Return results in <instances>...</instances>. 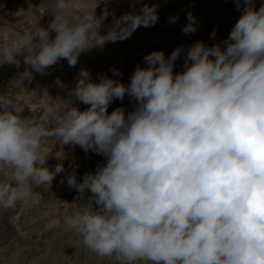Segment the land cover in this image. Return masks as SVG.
Returning a JSON list of instances; mask_svg holds the SVG:
<instances>
[{
  "label": "clouds",
  "instance_id": "9594fccd",
  "mask_svg": "<svg viewBox=\"0 0 264 264\" xmlns=\"http://www.w3.org/2000/svg\"><path fill=\"white\" fill-rule=\"evenodd\" d=\"M55 8L47 27L0 47V65L19 67L22 56L29 66L21 81L47 74L60 59L75 67L80 54L159 20L157 6L144 4L102 33L107 9L98 17L88 0H55ZM187 21L185 35L196 31L191 12ZM184 51L145 55L129 84L107 76L95 82L81 68L70 98L48 105L38 122L0 94V210L28 201L33 185L50 187L65 171L62 163L47 166L44 144L55 140L106 157L82 181L75 171L66 177L85 207L65 224L97 256L115 264H264V4L256 10L243 0L227 39L194 42L174 73ZM126 94L134 110L109 114ZM76 101L89 107L81 111Z\"/></svg>",
  "mask_w": 264,
  "mask_h": 264
},
{
  "label": "rangeland",
  "instance_id": "374dc122",
  "mask_svg": "<svg viewBox=\"0 0 264 264\" xmlns=\"http://www.w3.org/2000/svg\"><path fill=\"white\" fill-rule=\"evenodd\" d=\"M252 3L258 10L264 0H252ZM144 4L157 6L159 20L154 26H141L128 39L80 54L75 67L60 59L57 63L62 65V70L55 76L33 72L31 81H21L19 74L29 67L23 63L22 56L19 67L0 65V94L15 100L23 109L22 117L38 122L48 105L63 104V100L70 98L69 90L77 83L81 68L87 69L95 82L107 76L129 84L134 69L138 65L146 66L145 55L162 50L167 58L183 46L185 51L174 65V73H179L189 46L198 40L210 47L222 44L243 11V0L240 9L236 0H88V11L99 17L107 9L109 15L101 28L106 33L114 18L139 12ZM188 12L196 17V31L185 35L182 27L188 22ZM55 13V0H0V47L18 42L39 26L47 27ZM171 16L178 17L175 23L168 22ZM50 37L54 38L55 33L50 32ZM113 69L123 75L113 76ZM75 106L81 111L89 107L79 101ZM135 106L136 102L126 94L123 101L114 99L108 112L123 107L127 115ZM44 148L49 169L62 163L65 171L56 175L50 187L33 185L28 201L18 203L11 210H0V264H115L112 258H102L90 251L82 236L65 224L66 217L85 207V201L77 198V190L68 186L67 175L75 171L78 182L82 181L85 173H95L98 166L106 164V157L92 151L86 153L78 145L59 146L55 140L46 141ZM89 195L85 193V198ZM13 216L19 217L15 224L11 220Z\"/></svg>",
  "mask_w": 264,
  "mask_h": 264
},
{
  "label": "built area",
  "instance_id": "2783aa9c",
  "mask_svg": "<svg viewBox=\"0 0 264 264\" xmlns=\"http://www.w3.org/2000/svg\"><path fill=\"white\" fill-rule=\"evenodd\" d=\"M41 13L43 12L42 10H39ZM62 70V65L59 63H56L53 66H50L48 69H46L47 73L51 76L57 75L60 71Z\"/></svg>",
  "mask_w": 264,
  "mask_h": 264
},
{
  "label": "bare ground",
  "instance_id": "6f19581e",
  "mask_svg": "<svg viewBox=\"0 0 264 264\" xmlns=\"http://www.w3.org/2000/svg\"><path fill=\"white\" fill-rule=\"evenodd\" d=\"M97 261V260H96Z\"/></svg>",
  "mask_w": 264,
  "mask_h": 264
}]
</instances>
